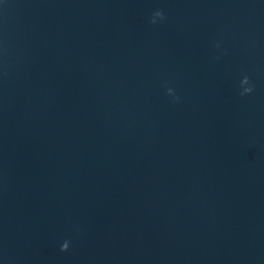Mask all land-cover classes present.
<instances>
[{"label": "water", "instance_id": "water-1", "mask_svg": "<svg viewBox=\"0 0 264 264\" xmlns=\"http://www.w3.org/2000/svg\"><path fill=\"white\" fill-rule=\"evenodd\" d=\"M0 264H264V0H0Z\"/></svg>", "mask_w": 264, "mask_h": 264}, {"label": "clouds", "instance_id": "clouds-1", "mask_svg": "<svg viewBox=\"0 0 264 264\" xmlns=\"http://www.w3.org/2000/svg\"><path fill=\"white\" fill-rule=\"evenodd\" d=\"M156 18H160V19H163V12L162 11H156L154 14H153V19H152V23H156ZM242 83L244 84H247L248 83V77L245 76L244 77V80L242 81ZM252 91V88L251 87H248V88H245L244 89V92L241 93V95H244L246 93H250ZM168 92L169 94H171L172 92V89H168ZM69 247V243L67 241H65L62 246H61V251H65L67 250Z\"/></svg>", "mask_w": 264, "mask_h": 264}]
</instances>
